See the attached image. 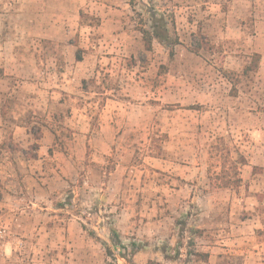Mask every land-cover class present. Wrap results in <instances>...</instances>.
<instances>
[{"label": "rangeland", "instance_id": "rangeland-1", "mask_svg": "<svg viewBox=\"0 0 264 264\" xmlns=\"http://www.w3.org/2000/svg\"><path fill=\"white\" fill-rule=\"evenodd\" d=\"M219 260L264 264V0H0V264Z\"/></svg>", "mask_w": 264, "mask_h": 264}, {"label": "trees", "instance_id": "trees-1", "mask_svg": "<svg viewBox=\"0 0 264 264\" xmlns=\"http://www.w3.org/2000/svg\"><path fill=\"white\" fill-rule=\"evenodd\" d=\"M131 3V2H130ZM172 21V20H171ZM150 28H140V33L142 35V41L144 48L146 50H150L152 47V41L153 39H157L158 41H167L169 44L174 45V41L170 40L168 38L167 34V23L166 20L164 19L163 16L156 17L155 13L151 14L150 16ZM172 23V22H171ZM171 53L173 51V48L171 47ZM253 57V65L252 66H247L248 69L253 70L257 67L258 61H259V54L254 53L252 55ZM216 147V149H219L217 145L213 146ZM48 152L51 153L52 150L51 148L48 149ZM219 159L221 160V174H216L215 178L217 179V182H214V184H219L221 186H238L239 183L241 182V177L238 174V165L239 164H244L245 160L244 158L240 155L239 158L234 159L227 148H223L221 153L219 154ZM233 170L234 175H229L227 171ZM113 232V244L118 248L119 253L120 249L117 244H120V239L118 238V234L115 230H112ZM195 255V260H201V261H206L208 259V253L207 252H200L197 251L194 253ZM122 257H125L124 253L121 254ZM227 258L224 255L220 256L219 258ZM216 264H231L227 260L225 262L218 261Z\"/></svg>", "mask_w": 264, "mask_h": 264}, {"label": "crops", "instance_id": "crops-1", "mask_svg": "<svg viewBox=\"0 0 264 264\" xmlns=\"http://www.w3.org/2000/svg\"><path fill=\"white\" fill-rule=\"evenodd\" d=\"M21 0H17V2L19 3ZM26 1V0H25ZM20 9H22V8H20ZM27 12H29V10L27 11Z\"/></svg>", "mask_w": 264, "mask_h": 264}]
</instances>
